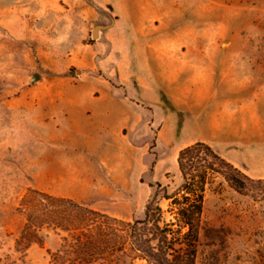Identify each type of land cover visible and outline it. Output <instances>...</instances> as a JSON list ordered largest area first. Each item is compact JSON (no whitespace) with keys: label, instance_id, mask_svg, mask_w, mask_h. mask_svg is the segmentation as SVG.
Returning a JSON list of instances; mask_svg holds the SVG:
<instances>
[{"label":"rangeland","instance_id":"374dc122","mask_svg":"<svg viewBox=\"0 0 264 264\" xmlns=\"http://www.w3.org/2000/svg\"><path fill=\"white\" fill-rule=\"evenodd\" d=\"M178 70H218L213 100L185 101ZM198 142L264 181V0H0V264H67L75 232L91 264H149L121 237ZM32 191L95 214L20 250ZM195 264H264V183L210 174Z\"/></svg>","mask_w":264,"mask_h":264},{"label":"trees","instance_id":"16d2710c","mask_svg":"<svg viewBox=\"0 0 264 264\" xmlns=\"http://www.w3.org/2000/svg\"><path fill=\"white\" fill-rule=\"evenodd\" d=\"M177 163L183 178L179 190L170 194L167 188L158 184L157 191L146 205L144 218L130 223L126 235L121 237L132 251L140 254L149 264L196 263L204 194L210 174H224L230 186L238 192L264 183L261 180L255 181L202 142L180 151ZM31 197L26 225L17 241L20 250L28 249L33 240L38 239L39 229L44 226L57 227L53 221L57 215L85 221L95 214L87 205L70 199L56 198L39 191H32ZM161 200L170 202L167 211L160 206ZM167 214L171 219L165 218ZM98 224L101 227V221ZM64 229L69 232L66 227ZM111 236L105 237L108 239ZM70 244L71 246L63 248L67 251V264H91L96 258L106 255L101 254L99 247L96 249L87 237L77 232ZM123 251L124 249H116L113 254ZM60 254L57 255L59 258Z\"/></svg>","mask_w":264,"mask_h":264},{"label":"crops","instance_id":"0c3cea01","mask_svg":"<svg viewBox=\"0 0 264 264\" xmlns=\"http://www.w3.org/2000/svg\"><path fill=\"white\" fill-rule=\"evenodd\" d=\"M231 44V43H229ZM154 51H157V49H154V47L151 48ZM159 52V50L157 51ZM160 58H163V55H160L158 53ZM239 56V55H237ZM244 58V55L242 56ZM232 58L234 56L232 55ZM244 61V59H243ZM239 73L237 71H232ZM218 70H200V71H186V70H178L173 72V79L179 80L181 77L184 78L182 86H179L178 91H182L183 98L185 101H194L197 105L205 104L209 101H212L214 98L213 92L203 93V92H197V89H201L203 86H209L210 90L212 88H215L217 86V78H218ZM240 74L242 76H248L249 70H242L240 71ZM169 76L171 77V72L169 73ZM104 80V79H103ZM105 82H108L105 80Z\"/></svg>","mask_w":264,"mask_h":264},{"label":"water","instance_id":"95a60500","mask_svg":"<svg viewBox=\"0 0 264 264\" xmlns=\"http://www.w3.org/2000/svg\"><path fill=\"white\" fill-rule=\"evenodd\" d=\"M38 79V77H35V80H37Z\"/></svg>","mask_w":264,"mask_h":264}]
</instances>
